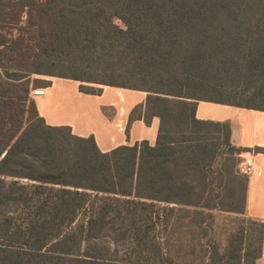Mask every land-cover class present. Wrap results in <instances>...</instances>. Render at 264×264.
Returning <instances> with one entry per match:
<instances>
[{
  "label": "trees",
  "instance_id": "1",
  "mask_svg": "<svg viewBox=\"0 0 264 264\" xmlns=\"http://www.w3.org/2000/svg\"><path fill=\"white\" fill-rule=\"evenodd\" d=\"M37 76L145 92L125 133L157 117L155 144L46 124ZM198 101L264 111V0H0V264H259L263 222L210 238L213 211L245 212L246 150Z\"/></svg>",
  "mask_w": 264,
  "mask_h": 264
},
{
  "label": "crops",
  "instance_id": "2",
  "mask_svg": "<svg viewBox=\"0 0 264 264\" xmlns=\"http://www.w3.org/2000/svg\"><path fill=\"white\" fill-rule=\"evenodd\" d=\"M50 80L47 88L36 89L32 93L39 115L50 126H69L74 135H92L102 152H108L121 145L136 142H156L159 119L154 117L147 126L142 120L134 121L129 133L125 129L132 109L143 104L146 93L103 86L101 95H89L79 91L80 82L44 77ZM103 108L106 110L103 111ZM195 117L202 121L229 122L235 147L245 149L240 155H253L255 171L248 177L246 207L243 215L213 211L232 217H246L264 223V111L241 108L214 102L198 101ZM256 148L260 149L254 151ZM231 231H227V236ZM259 264H264L263 253Z\"/></svg>",
  "mask_w": 264,
  "mask_h": 264
},
{
  "label": "rangeland",
  "instance_id": "3",
  "mask_svg": "<svg viewBox=\"0 0 264 264\" xmlns=\"http://www.w3.org/2000/svg\"><path fill=\"white\" fill-rule=\"evenodd\" d=\"M37 78L44 79V76H37ZM32 96V92H31ZM214 216V224L212 227V232L210 234V238L213 240V242L218 243L219 245L223 246L226 241L227 237V231H233L236 222L239 217H232V216H226L225 214H219L216 213ZM178 228H176V232L174 234V241L176 242L178 247V256H174L175 259H177L179 262L183 263L184 260V254L185 249L180 248V246H184L186 244V239H188L190 236L183 230L182 222H178L177 224ZM187 249V248H186Z\"/></svg>",
  "mask_w": 264,
  "mask_h": 264
},
{
  "label": "built area",
  "instance_id": "4",
  "mask_svg": "<svg viewBox=\"0 0 264 264\" xmlns=\"http://www.w3.org/2000/svg\"><path fill=\"white\" fill-rule=\"evenodd\" d=\"M33 92H39L38 90H33ZM239 160L237 162L236 170L238 173L245 175L247 177L251 176L255 171V162L253 155H238Z\"/></svg>",
  "mask_w": 264,
  "mask_h": 264
},
{
  "label": "water",
  "instance_id": "5",
  "mask_svg": "<svg viewBox=\"0 0 264 264\" xmlns=\"http://www.w3.org/2000/svg\"><path fill=\"white\" fill-rule=\"evenodd\" d=\"M236 143H237V142H236L234 136L232 135V138H231V144H232V145H235Z\"/></svg>",
  "mask_w": 264,
  "mask_h": 264
}]
</instances>
